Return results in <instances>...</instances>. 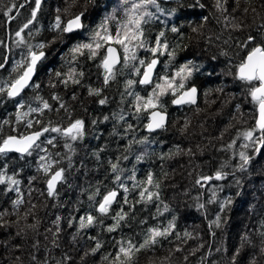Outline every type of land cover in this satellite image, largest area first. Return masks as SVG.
Returning <instances> with one entry per match:
<instances>
[{
    "label": "trees",
    "instance_id": "obj_1",
    "mask_svg": "<svg viewBox=\"0 0 264 264\" xmlns=\"http://www.w3.org/2000/svg\"><path fill=\"white\" fill-rule=\"evenodd\" d=\"M62 1H43L34 21L35 28H39L40 32L36 33L35 28L30 26L33 32L31 42L46 41L45 33L54 30L51 26L58 14L57 9L61 10L63 6ZM10 2L11 0H0V39H4L5 43L12 47L11 39L8 42V34L13 33L14 39V31L30 17L31 7L34 5L33 0L28 4H25V0H15L17 8L11 13L14 19L6 22L3 10ZM99 2L98 11L89 21L98 22L106 12L112 11L120 0H115L112 6L113 2L108 1L105 7H102L103 1ZM193 2L194 0L159 2L162 8H176L177 11L171 16L158 14L159 18L153 22L151 28L155 34L165 25L169 29L176 25L183 33L180 36L166 30L170 44L180 45L175 64L191 59L203 65L194 77L195 83L204 77L206 79L199 87V103L196 106L174 107L166 101L169 114L166 129L160 130L157 134H149L137 128V139L141 135H149L150 140L155 142L134 146L133 153L128 154V161H122L121 164L126 170V175H130L129 170L135 166L137 180L142 179L147 171H152L160 182V201L154 200L147 205L137 204L136 218L129 220L128 224L117 232L107 233L99 226L76 232L78 217L92 210L88 200L92 189L98 186V182H102L101 192L104 191L103 186L109 188L114 186L107 161L123 153L127 140L113 133L114 127L117 132H122L123 129L112 118V113H118L121 108L127 111L130 98L125 100L127 103L125 107L120 106V102L124 80L129 77L126 72H118L115 81H110L104 88L103 95L108 97L107 103L100 105L97 102L98 98L92 100L88 97L86 85L100 87L102 69L97 68L93 61L81 59L85 69L81 86L70 85L65 88L58 83L54 73L66 71L69 66L70 57L64 56L68 51L67 44L44 68L39 90V95L49 100L54 109L55 102L49 97L53 93L60 95L65 102L67 113L63 110L59 113L55 110L45 111L42 117L36 115L35 118L45 123L51 120L62 125H66L69 119L81 118L85 121V134L83 139L71 142L75 148V152L71 153V167L68 159L64 158L67 154L63 148L66 142L64 138L57 136L58 145L47 147L49 154L59 160V166L65 168V180L60 182L54 196H49L47 192V174L37 171L36 151L31 156L23 158L14 153L0 154V167L7 163L9 165L7 174L12 175L13 171H18L17 178L22 182L19 186L22 203L15 207L12 201L17 199V193L14 189H7L6 185L0 184V264H36L32 260L33 256L37 262L46 261V264L57 262L64 264L65 256L70 257L68 264H108V261L101 260V256L113 252V245L121 235L140 240L147 227L157 223L166 224L173 216L176 217L174 232L180 234L179 238L176 235H169L154 248L141 250L137 254L136 264H249L253 257L256 264H264V255L260 254L261 241L264 237L259 235L260 222L264 221V178H260L262 179L260 185L256 184L257 175L264 171V148L255 155L252 154L251 147L246 149L252 159L245 169L241 170L235 167L240 162L239 156L233 155L234 151L238 153L241 150V141L237 139L233 149L225 147L236 137L238 130L253 124L255 112L252 104L249 101L244 106L238 99L240 94L246 97L247 86L235 78L234 72L235 65L245 55L239 48L238 41L245 40L249 34L258 41L264 39V0H220L226 11L216 7V0H199L204 8L188 7ZM203 16H207L208 19L202 20ZM225 16L228 17L227 22L224 20ZM232 24L239 27H232ZM28 31L29 29H26L24 33L26 38ZM20 51V48H12V51L6 52L0 46V56L8 55L9 61L13 58L19 59ZM140 55L144 53L141 52ZM166 59V56L160 57L161 64L158 70L162 68ZM6 76L7 72L0 70V78ZM227 77L236 84L232 91L227 90L224 85V79ZM50 78L55 87L49 84ZM135 91L144 94L139 86ZM73 92L76 94L75 100L72 99ZM237 104L242 106L248 115L246 125H239L234 121L239 115ZM35 106L36 103H33V107ZM219 108H223V112L219 111ZM14 112L15 108L11 102L0 104V137L26 133L24 122L16 124L14 115H10ZM105 115L109 116V120H103ZM6 118L12 123L3 124ZM126 119L135 124L134 118ZM92 120H96L97 123L93 125ZM177 123L179 127L176 126ZM225 127L228 129L224 134L222 131ZM97 150H100L99 159L94 155ZM139 152H144L145 158L137 162L135 154ZM170 152L171 155L161 158L162 154ZM56 153H60V156H56ZM221 165H224V171L228 172L223 180L214 179L203 188L195 183L200 175H212ZM70 175L72 179H69ZM35 180H39L40 197L34 199L31 197L29 184ZM129 188L131 189V184ZM213 188L217 190L219 200L231 197L232 204L221 213L220 226H213L210 229L208 221L214 219L215 213L219 211L217 203H206L210 189ZM134 198V193L130 191L129 199ZM198 202L204 203L205 209H198L196 207ZM163 204H168L169 210L157 215V206L163 209ZM117 207L114 204L113 211ZM93 215H96L94 211ZM57 216L61 217L59 233H56V226L53 224ZM69 219H73L71 226L67 223ZM140 220H144L145 223L141 224ZM103 223L104 225L111 223V215L103 217ZM185 231L190 235L185 236ZM97 233L104 241V247L95 254L85 255L87 249L93 246L88 237ZM245 234L250 237L251 243L241 240ZM10 240L14 241L15 250L9 249ZM237 248H240V252L233 261L232 256Z\"/></svg>",
    "mask_w": 264,
    "mask_h": 264
},
{
    "label": "snow or ice",
    "instance_id": "obj_2",
    "mask_svg": "<svg viewBox=\"0 0 264 264\" xmlns=\"http://www.w3.org/2000/svg\"><path fill=\"white\" fill-rule=\"evenodd\" d=\"M33 3L34 7H31L30 17L14 31V39H12L13 33L8 34L12 47H9L4 39H0V46L6 52L12 51V48L21 49L19 59L13 58L9 61L8 55L0 56V70L7 72L6 77L0 78V104L11 102L15 112L10 115H14L16 124L23 121L27 129L26 133L21 132L0 137V154L7 155L10 152H16L23 158L31 156L34 151L43 152L44 155H38L37 171L47 174V192L49 196H54L57 184L65 180V168L59 166V160L53 159L47 147H42V145L54 146L53 142L57 136L64 138L66 142L63 144V148L67 153L64 158L68 159L69 167H71V153L75 152L71 142L83 139L85 121L81 118L69 119L66 125H62L51 120L45 123L41 119L35 118L36 115L42 117L45 111L55 110L59 113L63 110L67 113V108L60 95L53 93L49 97L51 101L55 102V109L49 100L39 95L40 74L46 67V62L49 61L50 49L48 45L52 42L43 40L36 43L31 42L33 32L30 26L35 28L34 21L37 19V12L41 7L42 0H33ZM188 7L204 8V5L199 3V0H194ZM216 7L222 11L227 10L220 0H216ZM16 8L15 0H11L10 4L5 6L3 16L6 18V22L14 19L11 13ZM59 11L57 9L58 14L51 27L62 34L64 42L68 44V51L64 56L70 57L67 70L54 73L60 85L65 88L70 85L81 86L85 77L81 59L93 61L97 68L102 69V85L100 87L86 85L87 92L90 96L97 97V102L100 105H104L107 103L108 97L104 96L103 92L109 82L115 81L118 72H126L129 77L124 80V91L121 93V103L130 98L127 111L121 108L118 113H112V118L123 129L122 132H117L114 127L113 133L123 136L127 140L123 153L107 161L114 186L111 188L103 186L104 191L101 192L102 182H98V186L94 187L88 196L92 210L80 215L78 223L75 225L77 233L96 226H99L104 232L114 233L122 230L129 220L136 218L137 204L147 205L154 200L160 201V182L154 177L152 171H147L142 179L137 180L135 166L129 170L130 175H126V170L121 166L122 161H128V154L133 153L134 146L155 142L150 140L149 135H141L137 139L136 126L141 125L149 134L157 130H165L168 116L166 101L172 105L196 104L199 88L194 77L200 72L203 65H199L191 59H186L179 64L174 63L180 45L170 44L166 30L182 36L183 33L176 25L170 29L165 25L164 28L153 34L151 25L158 20V14L171 16L177 11L176 8H162L158 0H120L119 4L112 11L106 12L98 22L89 21L86 11L77 12L71 18L62 20ZM253 11L255 10L253 9ZM207 19V16L202 17V20ZM224 20L227 22L228 17L225 16ZM231 26L239 27L237 24ZM26 29H29L28 38L24 34ZM35 32L39 33L40 29L35 28ZM238 46L245 55L235 65L234 76L247 86L246 98H250L255 116L252 126L238 130L236 137L225 147L233 149L237 139L241 141V150L238 153L234 151L233 155H238L240 161L235 167L243 170L252 159L246 149L251 147L252 154L255 155L264 148V39L258 41L256 37L249 34L245 40L238 41ZM141 52L144 55H140ZM222 55H226V53H222ZM163 56H166L167 59L163 61L162 68L157 70V66L161 64L160 57ZM212 59H216V57H212ZM48 72L51 77V70L49 69ZM49 84L55 87L51 78ZM138 86L144 92L143 95L141 92L135 91ZM205 95H207V91ZM72 99H76L75 92L72 94ZM33 103H36L35 107H33ZM236 107L239 109L240 105L237 104ZM126 117L134 118L135 124L129 122ZM103 120H109V116H103ZM10 123L12 121L7 118L3 121V124ZM91 123L95 125L97 121L92 120ZM187 124L186 120L185 127ZM13 132H15V128H13ZM53 133L57 135H51ZM177 150H179L178 145ZM94 155L99 159L100 150L94 152ZM165 155H171V152L162 154L161 158L163 159ZM56 156H60V153H56ZM144 158V152L135 154L137 162ZM8 167L7 163L0 167V184L6 185L7 189H14L17 193V199L12 201V205L15 207L22 203L19 196L21 181L17 178L18 171H13L12 175L7 174ZM22 170L20 169V171ZM227 175L228 172L224 171V165H221L212 175H200L195 183L203 188L210 181L223 180ZM238 183L239 181H237ZM129 184H131V189ZM130 191L135 195L133 200L129 199ZM214 202L218 204L219 211L215 213L214 219L208 221L210 229L213 226H220L221 213L232 204V198L224 197L219 200L217 190L213 188L210 189V196L206 203ZM114 204L118 206L115 211H113ZM196 207L205 209V204L198 202ZM168 210V204H163V209L157 206L156 214L159 215ZM93 211L96 215H93ZM108 215H111V223L104 225L103 217ZM73 219L67 221L70 226L73 224ZM60 220L61 217L57 216L53 221L56 233L60 232ZM175 220L176 217L173 216L166 224L157 223L147 227L140 240L121 235V238L113 245V252L102 255L101 260L108 261V264H136L137 254L141 250L154 248L169 235H176L179 238L180 234L174 232ZM140 223L144 224L145 221L140 220ZM259 227L261 229L259 235L264 237V221L260 222ZM99 235L97 233L95 236L88 237L93 246L87 249L85 255L95 254L104 247V241L99 238ZM184 235L189 236L190 233L185 231ZM73 238H75V234ZM241 240L251 243L247 234L242 236ZM261 244L260 254L264 255V240L261 241ZM239 252L240 248H237L232 256L233 261L236 260ZM32 260L36 264H46V261L37 262L35 256L32 257ZM69 260L70 257L65 256L64 264H68ZM249 264H256L254 257L249 261Z\"/></svg>",
    "mask_w": 264,
    "mask_h": 264
},
{
    "label": "rangeland",
    "instance_id": "obj_3",
    "mask_svg": "<svg viewBox=\"0 0 264 264\" xmlns=\"http://www.w3.org/2000/svg\"><path fill=\"white\" fill-rule=\"evenodd\" d=\"M44 0H42L43 3ZM99 1L101 0H63V6L61 8V10L59 11V15L61 16L62 20H66L68 18H70L73 14L80 12V11H86L87 15H88V19H92L93 14L98 11V3H100ZM108 1H112L113 3H111V6L115 3V0H105L103 1V5L102 7L106 6L109 2ZM41 3V5H42ZM34 5V3H33ZM116 7V6H115ZM114 7V8H115ZM46 36V41H51L52 43L48 45L49 49H50V57H49V61L46 62V66L53 60V58L61 51V49L67 45V43L64 42V39L62 38V34L58 33L55 29L51 30L49 33H45ZM44 70L41 72L40 74V82L42 85V80H43V76H44ZM205 77L202 79H199V82H197L196 84L198 85V87H200L202 84H204L203 82H205ZM223 80V79H222ZM224 85L227 87V90L232 91V89L236 86L234 80H232L230 77H227L226 79H224ZM238 99L240 101V103H243L244 106H246V104L250 101L248 100V98L245 97L244 94H240L238 96ZM228 103V102H227ZM229 104V103H228ZM221 105V103L219 104V106ZM222 110H224L223 108H219V111L223 112ZM238 116L236 117V119H234L235 123L239 124V125H246L248 122V115L246 113V111L244 110V108L241 106L238 109ZM176 126L179 127L178 123L176 124ZM227 127V126H226ZM222 131L225 134V131L227 132L226 128ZM86 128V127H85ZM230 129V127H229ZM42 147H46V145H42ZM38 155H44L43 152L37 153ZM55 159V158H53ZM260 173H264L260 172ZM257 175L256 177V184L260 185V181L262 179L260 178H264L263 174ZM69 179H72V176H69ZM259 182V183H258ZM22 183V182H21ZM21 183L19 186H21ZM39 180H35L33 182H31L29 184V188L31 189V197L35 198H39L40 194L38 192V188L39 186ZM67 185V182H66ZM64 186V185H63ZM65 188V186H64ZM23 237V236H22ZM14 241L10 240L9 243V249L10 250H15V247L13 245Z\"/></svg>",
    "mask_w": 264,
    "mask_h": 264
},
{
    "label": "flooded vegetation",
    "instance_id": "obj_4",
    "mask_svg": "<svg viewBox=\"0 0 264 264\" xmlns=\"http://www.w3.org/2000/svg\"><path fill=\"white\" fill-rule=\"evenodd\" d=\"M159 1V0H158ZM173 1H176V0H173ZM25 4H28V3H30L31 2V0H25ZM159 2H172V1H159ZM10 22V21H9ZM7 31H8V29H7ZM8 42H9V37H8ZM143 95V94H142ZM80 96H81V94H80ZM88 97H90L92 100H97V97H95V96H90V95H88ZM81 98V97H80ZM77 100H78V95H77ZM127 105V103L124 101L123 103H121L120 102V106H123V107H125ZM186 105H190V104H186ZM186 105H182V106H179V107H183V106H186ZM174 106V105H173ZM174 107H176V106H174ZM137 128H140L141 130H144L145 131V129H143V127L142 126H140V127H138L137 126ZM159 131L160 130H157L156 132H154V133H151V134H157V133H159ZM52 135V134H51ZM53 136H55V135H53ZM157 136H159V134L157 135ZM57 139L53 142V145H58L57 144ZM59 143V142H58ZM46 147H50V146H48V145H46Z\"/></svg>",
    "mask_w": 264,
    "mask_h": 264
},
{
    "label": "water",
    "instance_id": "obj_5",
    "mask_svg": "<svg viewBox=\"0 0 264 264\" xmlns=\"http://www.w3.org/2000/svg\"><path fill=\"white\" fill-rule=\"evenodd\" d=\"M101 1H105V0H101ZM159 1H173V0H159ZM71 18V17H70ZM158 67H159V65L157 66V70H158ZM198 86V85H197ZM199 88V87H198ZM199 94H200V90H199ZM199 94H198V97H197V102H196V104H190V105H192V106H196L198 103H199ZM186 105V104H185ZM174 106H176V107H179V106H182V105H174ZM168 120H169V114H168V116H167V124H168ZM167 126V125H166ZM10 153H14V154H18V153H16V152H10ZM59 184H60V182L57 184V186H56V189H55V192H56V190L58 189V186H59ZM206 185V184H205ZM204 185V186H205ZM46 186H47V184H46Z\"/></svg>",
    "mask_w": 264,
    "mask_h": 264
}]
</instances>
